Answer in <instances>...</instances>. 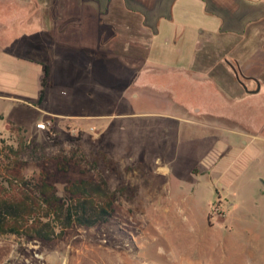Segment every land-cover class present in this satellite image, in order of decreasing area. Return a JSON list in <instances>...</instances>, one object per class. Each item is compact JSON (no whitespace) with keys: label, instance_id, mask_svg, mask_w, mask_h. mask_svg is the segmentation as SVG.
Returning <instances> with one entry per match:
<instances>
[{"label":"rangeland","instance_id":"374dc122","mask_svg":"<svg viewBox=\"0 0 264 264\" xmlns=\"http://www.w3.org/2000/svg\"><path fill=\"white\" fill-rule=\"evenodd\" d=\"M8 1L0 0V24L11 27L0 32V137L15 149L17 135L6 124L24 131L27 146L17 157L22 173L33 182L45 176L60 196L68 181L80 178L104 177L111 189L126 190L116 193L108 220L93 227L73 225L51 241L0 235V264H71L75 256L81 264H117L122 254L131 264H264V72L257 81L240 73L233 51L245 41L225 24L220 34H204L181 101L148 90L129 95L121 85L99 83L71 43L45 34L36 41L9 25L20 11ZM31 1V15L56 21V29L87 21L78 0ZM94 1L85 11L119 21L129 39L141 33L130 10L151 22L174 0H115L108 13L103 0ZM199 3L230 11L215 0ZM239 11L249 21L245 40L255 48L264 39V0ZM185 25L193 37L192 24ZM44 64L50 84L39 101ZM202 85L208 89L199 92ZM40 119L52 123L54 139L41 130L47 140L38 141ZM59 162L67 169L59 170Z\"/></svg>","mask_w":264,"mask_h":264},{"label":"crops","instance_id":"0c3cea01","mask_svg":"<svg viewBox=\"0 0 264 264\" xmlns=\"http://www.w3.org/2000/svg\"><path fill=\"white\" fill-rule=\"evenodd\" d=\"M92 1L78 0L77 5L81 9L85 6V10H87L88 8L86 7L90 6V4L92 5ZM95 1L97 3V0ZM123 1L125 2V0ZM238 1L240 4L239 8H237L238 11L231 5L233 9L224 14L208 10L199 3L200 0H178L177 2L174 0L171 3L172 7H170V10L165 7L164 11H160V8L159 11L161 13H158L154 20L151 19V22H146L142 14H140L142 16V24L138 25L140 27L137 32L143 31L149 37L145 40L139 37L138 40L128 39L124 41L122 48L123 50H128L126 54L109 52L107 49L103 50L100 47V42H106L105 46L107 47L108 45L111 46L115 40L112 28L114 25L113 22L115 23V21L107 18L99 19L98 17H93V13L86 12L85 10L81 16L83 19H87V21L81 22L82 20H80L71 23L74 27L69 32L60 26L56 29L57 25L54 20H46L42 17H36L38 19H35V16L31 15L32 10L29 8L31 0H10L8 1L10 8L19 10L20 12L18 18L12 19L9 25L13 26L16 23L23 32L27 33L26 35L29 33L32 35L35 34L36 41L40 37L43 39V34H45L47 37H51L57 41L63 40L71 43V51L74 52V56L78 61H82L85 70L93 75L99 83L107 82L110 88L121 85V88L127 91L129 95L135 91L148 90L168 101H181L182 91L185 90V81L190 80L188 72L193 68L200 50L202 36L204 34H210L211 31H217L220 34L224 24L231 30L233 34L231 36L239 37L241 41H245L243 48L236 47L235 51H233L237 55L236 61L240 73L246 78L249 77V80H253L250 77L258 80L259 75L264 72V39L260 40L258 46L251 48L250 41L245 40L247 33L245 25L249 21L241 19L242 13L239 11L241 5L247 4L249 6H255L259 0ZM103 2L108 13L112 0H103ZM174 6H176L177 10L172 12ZM219 6L222 8L227 7L224 5ZM143 7L146 8V6ZM131 8L137 10L134 7ZM158 8L155 5L151 9L154 16L155 10ZM22 12H27L26 14L28 15L26 17L29 18L24 17L25 14ZM204 12H211L207 14L213 17L206 16ZM201 14L204 16L202 17ZM186 21L192 24L191 28L193 29V33H195L193 37L190 35L192 33L191 30L185 25ZM4 22V27L0 24V32L11 29V27L8 29L6 21ZM236 23L241 26L239 30H237V27L234 29ZM48 26L51 27V32ZM89 38H92V40H89ZM140 47H144L145 55L137 58L136 52ZM74 63L78 62L74 61ZM120 73H122V76L118 78L116 75ZM201 81L203 82L204 80ZM203 89L208 88H204V85L201 87L198 86L197 88L199 92ZM170 91L177 94L175 95V99H171ZM37 130L36 138L39 139L38 141L46 142V135L41 132V129ZM159 168L165 171L167 170V167L161 166ZM105 250L109 254H112V251L115 249L105 248ZM134 257L136 255L132 256V258ZM117 260V264L133 263V261L127 260L123 254ZM71 264H81V260L78 256H75V258H72Z\"/></svg>","mask_w":264,"mask_h":264},{"label":"trees","instance_id":"16d2710c","mask_svg":"<svg viewBox=\"0 0 264 264\" xmlns=\"http://www.w3.org/2000/svg\"><path fill=\"white\" fill-rule=\"evenodd\" d=\"M215 2L227 6L229 10L233 9L232 7L239 8L240 5L238 0H215ZM129 12L138 19L136 26L142 24L140 13L132 10ZM120 26L119 21L112 26L115 40L111 46L107 47L105 46L106 42H101L100 47L103 50L128 53V50L122 48L124 41L128 39H123L127 35L120 33ZM141 33L144 32L141 31ZM140 34L137 35L138 37L130 36L129 40H138ZM148 37L147 34L146 38ZM141 38L145 40L144 36ZM144 55L145 49L140 47L136 52V57L141 58ZM43 72L39 101L44 97V87L50 84L48 81L50 77L49 64L43 65ZM121 76L122 73L117 75L118 78ZM236 77L243 84L238 73ZM250 78L257 81L254 77ZM6 128L17 135L18 143L14 149L0 137V235H15L51 241L62 238L66 230L73 225L93 227L108 220L114 211L116 193L126 190V186L114 190L111 189L104 177L98 179L80 178L68 181L64 186L65 195L60 196L56 187L49 183L44 178L45 176L35 182L25 177L17 164L19 153L27 146L24 131L11 121L6 124ZM10 155L13 157L11 158ZM102 158L113 162L112 159H107L105 154L102 155ZM57 167L59 170L67 169L66 165L61 162L57 164Z\"/></svg>","mask_w":264,"mask_h":264},{"label":"built area","instance_id":"2783aa9c","mask_svg":"<svg viewBox=\"0 0 264 264\" xmlns=\"http://www.w3.org/2000/svg\"><path fill=\"white\" fill-rule=\"evenodd\" d=\"M36 127L41 130H45L49 134V138L54 139L57 133L52 130V123L50 121H39L36 123ZM71 132H75V129H71Z\"/></svg>","mask_w":264,"mask_h":264}]
</instances>
